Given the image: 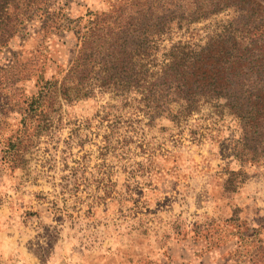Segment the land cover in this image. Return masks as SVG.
I'll return each mask as SVG.
<instances>
[{
    "label": "rangeland",
    "instance_id": "rangeland-1",
    "mask_svg": "<svg viewBox=\"0 0 264 264\" xmlns=\"http://www.w3.org/2000/svg\"><path fill=\"white\" fill-rule=\"evenodd\" d=\"M114 1L48 0L0 48V264H179L207 251L242 264L264 240V163L234 157L238 126L218 109L203 106L180 127L161 122L166 130L147 134L161 157L140 169L137 150L104 157L103 106L114 102L96 94L55 109L54 129L32 138L21 163L1 161L7 138L21 134L22 100L37 77L60 76L74 32ZM168 44L164 36L160 48Z\"/></svg>",
    "mask_w": 264,
    "mask_h": 264
},
{
    "label": "trees",
    "instance_id": "trees-1",
    "mask_svg": "<svg viewBox=\"0 0 264 264\" xmlns=\"http://www.w3.org/2000/svg\"><path fill=\"white\" fill-rule=\"evenodd\" d=\"M47 4L0 0V48ZM220 14L226 20L200 34L170 37L174 28ZM74 33L69 66L60 76H38L36 91L22 100L21 134L3 144V164L21 163L32 138L54 129L55 109L96 94L114 102L103 106L104 157L121 160L137 150L144 159L135 166H149L161 155L147 134L166 130L163 121L180 127L207 106L236 121L234 157L264 163V0H115ZM164 36L169 44L160 48Z\"/></svg>",
    "mask_w": 264,
    "mask_h": 264
},
{
    "label": "crops",
    "instance_id": "crops-1",
    "mask_svg": "<svg viewBox=\"0 0 264 264\" xmlns=\"http://www.w3.org/2000/svg\"><path fill=\"white\" fill-rule=\"evenodd\" d=\"M210 253H213L211 251H207L203 253V255L198 258L197 260H184L181 261L179 264H219V260L223 259L221 263L225 264H237L238 260L234 259L233 257L224 258L219 255V257L216 255L217 253L213 254L215 257H212ZM242 264H264V240H260L259 245L253 252L249 253L248 256L244 259Z\"/></svg>",
    "mask_w": 264,
    "mask_h": 264
}]
</instances>
